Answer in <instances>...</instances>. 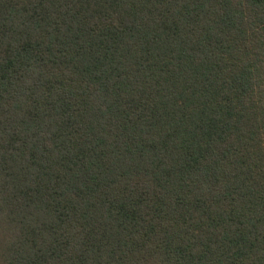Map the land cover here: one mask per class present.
<instances>
[{
    "label": "trees",
    "instance_id": "trees-1",
    "mask_svg": "<svg viewBox=\"0 0 264 264\" xmlns=\"http://www.w3.org/2000/svg\"><path fill=\"white\" fill-rule=\"evenodd\" d=\"M0 264H264V0H0Z\"/></svg>",
    "mask_w": 264,
    "mask_h": 264
}]
</instances>
